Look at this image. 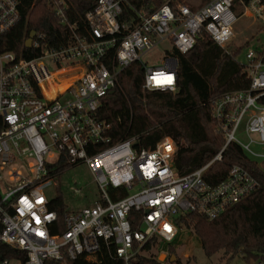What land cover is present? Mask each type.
Instances as JSON below:
<instances>
[{
  "label": "built area",
  "instance_id": "built-area-1",
  "mask_svg": "<svg viewBox=\"0 0 264 264\" xmlns=\"http://www.w3.org/2000/svg\"><path fill=\"white\" fill-rule=\"evenodd\" d=\"M124 3L98 0L85 15L87 36L66 47L50 49L42 34H35L30 48L39 54L34 58L0 51V180L12 161H34L27 165L24 178L19 171L8 172L9 181L17 186L0 195V264L96 261L103 249L123 264L138 257L159 262L162 253L166 259L159 263L165 264L181 229L180 218L195 214L214 220L259 188L253 174L240 165L231 166L215 186L203 176L212 163L222 160L230 143L250 158H264L250 148L264 146V105L258 103L264 96L261 49H248L245 54L248 89L208 100L211 120L224 145L197 170L175 165L176 148L169 138L153 149L135 147V137L114 139L98 108L118 87L119 74L133 63L143 70V90L176 92L177 59L167 55L163 65L150 68L142 64L141 56L165 41L170 50L186 54L202 31L229 54L234 26L242 17L233 7L238 4L243 16L264 29V0H207L194 10L183 2L166 0L150 16L138 15L129 29L117 19ZM170 3L176 4V13ZM55 4L56 14L62 16L63 2ZM20 19L16 0H0V35ZM46 62L56 70L51 71ZM62 64L80 76L65 90L53 92L59 83L52 74L64 69ZM243 120L246 144L235 137ZM251 134L257 135V141ZM62 158L69 168L89 169L97 196L91 206L67 210L59 222L58 213L49 209L43 186L50 180L44 179L50 172L47 166Z\"/></svg>",
  "mask_w": 264,
  "mask_h": 264
},
{
  "label": "trees",
  "instance_id": "trees-1",
  "mask_svg": "<svg viewBox=\"0 0 264 264\" xmlns=\"http://www.w3.org/2000/svg\"><path fill=\"white\" fill-rule=\"evenodd\" d=\"M21 16L19 23L0 35V51L31 59L39 50L25 48L24 42L31 32L42 34L50 49L66 47L75 38L87 36L85 15L92 11L98 0H61L62 16L56 14L58 0H16ZM207 1V0H203ZM204 2V3H205ZM164 1L125 0L117 19L126 28L138 22V15L150 16ZM188 5L186 2H184ZM204 3L198 5L201 6ZM174 13L175 3H170ZM191 10L198 7H191ZM236 11V5L233 7ZM227 54L205 32L196 38L193 48L186 54L174 49L167 55L177 59L176 92L145 91L142 89L143 70L138 63L123 70L118 76V87L107 94L98 108V116L110 127L114 139L135 137V147L153 149L163 138L173 141L176 161L183 167L197 170L209 163L224 145L210 117L208 100L218 94L248 89L249 79L245 66ZM264 58V46L261 49ZM66 68L53 78L62 90L80 76ZM53 94H48L52 96ZM264 105V96L258 100ZM222 160L212 163L203 178L210 186L222 181L230 167L240 165L250 171L259 182V188L246 199L234 204L214 220L207 221L195 214L179 219L181 228L190 230L199 241L203 254L210 258L222 252L221 261L228 264L240 255L244 262L264 261V172L236 144H228ZM69 167L60 159L44 179L53 178ZM71 168V167H70ZM49 209L58 213L59 222L67 212L61 194L50 200ZM174 254V250L170 249ZM46 264H123L113 252L103 249L96 261L84 258L75 261L47 262ZM131 264H160L153 258H135ZM167 264H184L180 259Z\"/></svg>",
  "mask_w": 264,
  "mask_h": 264
},
{
  "label": "rangeland",
  "instance_id": "rangeland-1",
  "mask_svg": "<svg viewBox=\"0 0 264 264\" xmlns=\"http://www.w3.org/2000/svg\"><path fill=\"white\" fill-rule=\"evenodd\" d=\"M177 2H186L191 7H198V5L204 3L205 1L177 0ZM242 11V8H239L237 4L235 14L237 16L241 15L242 17H239V20L234 26V38L227 49L229 54L238 50V54L234 56V59L239 64L245 65L247 63L245 58L247 50L253 49L259 51L264 46V29L259 23L253 21L248 16H243L241 14ZM168 52H170V45L167 41H165L141 56L140 60L146 67L156 68L163 65ZM46 64L51 71L56 70V67H53L48 62H46ZM61 67L66 69L67 64H62ZM244 126L245 120L241 122L235 137L240 142L246 144L248 143V139L243 131ZM250 136L253 140L257 141L258 137L256 134H251ZM250 148L253 152L264 155V146L251 145ZM250 159L253 160L257 167L264 172V158ZM33 162V160L27 159L26 161L15 160L9 163L1 173L0 195L6 193L8 187L13 189L17 186V182L9 181L8 172L19 171L24 178L28 176L29 172L27 165ZM175 165H177L176 161ZM74 189L77 191L74 192ZM43 193L49 200L53 199L58 193H60L64 205L67 210L71 212L93 205L97 196L93 176L85 165L71 167L55 175L49 180V182H47V184L43 186ZM170 246L172 247L170 249L174 250L173 255L176 259H180L184 264H224V261H221V257L223 255L222 252L210 258L206 257L200 248L199 241L195 234L185 228L178 230V234L171 242ZM162 250V252H165L166 246H164ZM161 255L162 253L159 254L158 261ZM170 255H172V253H170ZM165 259L166 256L160 258V261L164 262ZM165 264H167V262ZM228 264H264V261L246 263L240 255H237L230 260Z\"/></svg>",
  "mask_w": 264,
  "mask_h": 264
},
{
  "label": "water",
  "instance_id": "water-1",
  "mask_svg": "<svg viewBox=\"0 0 264 264\" xmlns=\"http://www.w3.org/2000/svg\"><path fill=\"white\" fill-rule=\"evenodd\" d=\"M34 36H35V32H31L29 34L27 40L24 42V47L25 48H30L31 47V42H32V39H33ZM110 93H113V91H111ZM162 255L159 257V262H161L160 258H163L165 256L164 254H162ZM168 260H169L170 263H173V262H175L176 257L172 254V255L169 256Z\"/></svg>",
  "mask_w": 264,
  "mask_h": 264
},
{
  "label": "bare ground",
  "instance_id": "bare-ground-1",
  "mask_svg": "<svg viewBox=\"0 0 264 264\" xmlns=\"http://www.w3.org/2000/svg\"><path fill=\"white\" fill-rule=\"evenodd\" d=\"M61 70H62V69H61ZM59 71H60V70H59ZM57 72H58V71H57ZM55 73H56V72H55ZM55 73L52 74V78L55 77ZM78 78H79V77H78ZM75 80H76V79H75ZM73 81H74V80H73ZM73 81H72V82H73ZM70 84H71V82H70L68 85H66L64 89H62V90H58V91H63V90H65Z\"/></svg>",
  "mask_w": 264,
  "mask_h": 264
}]
</instances>
